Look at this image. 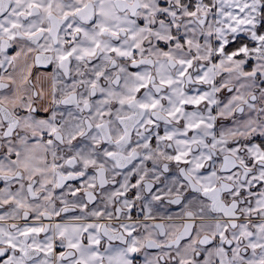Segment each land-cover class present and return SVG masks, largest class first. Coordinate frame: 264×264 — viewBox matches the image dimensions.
Returning a JSON list of instances; mask_svg holds the SVG:
<instances>
[{
    "label": "snow or ice",
    "instance_id": "6c2138e0",
    "mask_svg": "<svg viewBox=\"0 0 264 264\" xmlns=\"http://www.w3.org/2000/svg\"><path fill=\"white\" fill-rule=\"evenodd\" d=\"M0 264H264V0H0Z\"/></svg>",
    "mask_w": 264,
    "mask_h": 264
}]
</instances>
